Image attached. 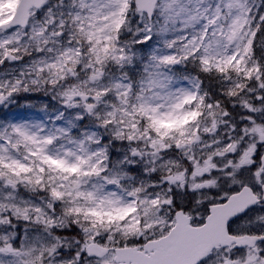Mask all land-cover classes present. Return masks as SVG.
Masks as SVG:
<instances>
[{"label": "snow or ice", "instance_id": "snow-or-ice-1", "mask_svg": "<svg viewBox=\"0 0 264 264\" xmlns=\"http://www.w3.org/2000/svg\"><path fill=\"white\" fill-rule=\"evenodd\" d=\"M0 8V264H264V0Z\"/></svg>", "mask_w": 264, "mask_h": 264}, {"label": "rangeland", "instance_id": "rangeland-1", "mask_svg": "<svg viewBox=\"0 0 264 264\" xmlns=\"http://www.w3.org/2000/svg\"><path fill=\"white\" fill-rule=\"evenodd\" d=\"M15 0H9V6H11L14 3ZM4 9L0 8V14H3ZM176 122H169L166 126H174Z\"/></svg>", "mask_w": 264, "mask_h": 264}]
</instances>
